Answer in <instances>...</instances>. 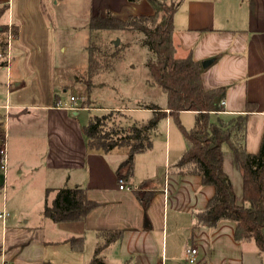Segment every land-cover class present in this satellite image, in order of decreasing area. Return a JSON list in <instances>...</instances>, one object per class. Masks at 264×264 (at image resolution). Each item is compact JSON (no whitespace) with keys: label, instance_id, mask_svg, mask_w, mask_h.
I'll use <instances>...</instances> for the list:
<instances>
[{"label":"crops","instance_id":"0c3cea01","mask_svg":"<svg viewBox=\"0 0 264 264\" xmlns=\"http://www.w3.org/2000/svg\"><path fill=\"white\" fill-rule=\"evenodd\" d=\"M74 1L90 19L107 12L121 20L154 13L146 0ZM62 2L0 0V7H9L2 22L15 29L5 58L0 54V85L6 87L0 149L5 146L8 156L7 172L0 168V214H9L0 219V264H91L99 246L98 259L105 264H187V247L198 250L195 264H264L255 241H236L235 223L207 228L197 221L215 190L176 168L187 143L173 135L170 118L162 165L153 141L135 156L133 174L126 177L127 169L119 168L129 150L91 149L81 110L56 107L58 100L68 102L56 89ZM174 41L179 57L191 54L201 65L212 61L202 66L203 87L225 90L224 111L213 120L229 122L257 105L248 117L246 148L258 153L264 135V0H183L174 16ZM134 110L152 117L150 110ZM223 150L224 169L241 204V167L227 144ZM120 177L131 190L119 188ZM77 186L98 205L83 221L45 217L59 189ZM118 231L121 240L107 244V233Z\"/></svg>","mask_w":264,"mask_h":264},{"label":"trees","instance_id":"16d2710c","mask_svg":"<svg viewBox=\"0 0 264 264\" xmlns=\"http://www.w3.org/2000/svg\"><path fill=\"white\" fill-rule=\"evenodd\" d=\"M138 3L142 0H129ZM153 7L152 15L131 16L121 20L111 12L90 19L92 31H131L144 36L143 45L151 56L147 66L154 84H158L167 96V107L155 104L141 109L150 110L152 117L142 127L131 132H105L110 115H96L84 127L88 145L93 150L109 153L115 149L129 150L128 158L120 169L127 167L126 177L134 170V158L153 147V134L160 123L168 118L176 120L187 143V148L176 164L180 173L198 175L204 186H212L214 196L207 207L196 216L199 224L215 228L223 221L235 223V239L238 242L255 241L259 251L264 254V135L259 152L247 151V124L256 104H249L246 114L236 115L229 122L221 118L213 120V115L223 112L224 89L207 91L201 81L203 67L192 55L178 56L174 41V16L183 0H146ZM7 5L0 7V22L8 12ZM7 33L0 24V38ZM8 45V38L6 43ZM88 76H98L114 67L119 51L104 50L91 43L89 48ZM184 112L196 113L195 126L188 131L180 122ZM228 145L236 156L243 176V200L237 197L230 177L224 169V145ZM98 205L88 198L87 192L80 188L59 189L51 205L45 207L44 215L54 222L83 221ZM106 243L122 238V232H108ZM99 246L91 264H105L98 259L102 250Z\"/></svg>","mask_w":264,"mask_h":264},{"label":"rangeland","instance_id":"374dc122","mask_svg":"<svg viewBox=\"0 0 264 264\" xmlns=\"http://www.w3.org/2000/svg\"><path fill=\"white\" fill-rule=\"evenodd\" d=\"M178 1L174 0V3ZM84 7L77 5L74 0H66L59 7L62 28L57 31V92L62 95L60 98L65 96L68 101L71 96L76 97L83 108H88L80 112L86 124L93 116L110 115L105 132H131L136 127H142L151 118L148 112L134 109L149 104L164 106L167 102L166 94L161 86L153 83L147 66L151 53L142 43L144 36L137 32L92 31L90 18ZM0 24L7 30L0 38V54L5 58L6 40L15 35V29L2 21ZM117 41L120 42L118 46L115 45ZM91 43L98 45L103 51L117 48L119 54L111 70L102 72L90 81L88 68ZM15 85L12 84V89H15ZM5 89V85H0V103L5 98ZM195 121L194 114L180 115V122L188 131L194 128ZM169 122L173 135L182 139L176 120L170 118ZM166 124V120H163L153 134V141L158 146L156 157L161 165L164 156L161 143Z\"/></svg>","mask_w":264,"mask_h":264},{"label":"built area","instance_id":"2783aa9c","mask_svg":"<svg viewBox=\"0 0 264 264\" xmlns=\"http://www.w3.org/2000/svg\"><path fill=\"white\" fill-rule=\"evenodd\" d=\"M11 37V36H10ZM56 107L61 109H67L72 111H80L83 109V107L78 103V100L76 97L71 96L70 100L68 102H65L63 100H58ZM8 167V156H7V149L6 147H2L0 149V168L2 171L7 172ZM119 188L121 190H131V187L127 186L124 178H119ZM9 216L6 210H4L0 214V219L5 221L6 218ZM198 257V250L193 247H187L185 250L184 260L187 264H195L197 262ZM4 264H11L9 262H4Z\"/></svg>","mask_w":264,"mask_h":264},{"label":"water","instance_id":"95a60500","mask_svg":"<svg viewBox=\"0 0 264 264\" xmlns=\"http://www.w3.org/2000/svg\"><path fill=\"white\" fill-rule=\"evenodd\" d=\"M119 43H120V42L117 41V42H115V45L118 46ZM211 63H212V61H205V62L202 63V66H203L204 68H207L209 65H211Z\"/></svg>","mask_w":264,"mask_h":264}]
</instances>
